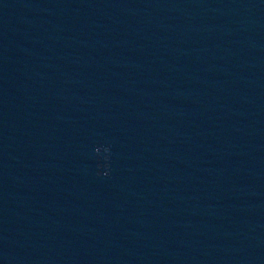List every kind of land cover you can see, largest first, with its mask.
Listing matches in <instances>:
<instances>
[{
  "label": "water",
  "instance_id": "obj_1",
  "mask_svg": "<svg viewBox=\"0 0 264 264\" xmlns=\"http://www.w3.org/2000/svg\"><path fill=\"white\" fill-rule=\"evenodd\" d=\"M0 264H264V0H0Z\"/></svg>",
  "mask_w": 264,
  "mask_h": 264
},
{
  "label": "clouds",
  "instance_id": "obj_2",
  "mask_svg": "<svg viewBox=\"0 0 264 264\" xmlns=\"http://www.w3.org/2000/svg\"><path fill=\"white\" fill-rule=\"evenodd\" d=\"M95 154L97 156H101L102 155L101 149L99 147L95 149ZM110 158H111V149L110 148H105L103 150V159L105 161H109ZM101 167H103V166H101ZM99 175L104 176V177H107L109 175V172H107V171H101L99 173Z\"/></svg>",
  "mask_w": 264,
  "mask_h": 264
}]
</instances>
